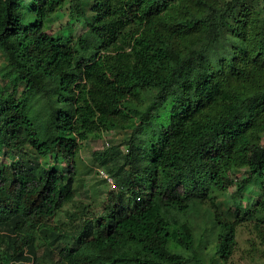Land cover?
<instances>
[{
    "label": "trees",
    "instance_id": "obj_1",
    "mask_svg": "<svg viewBox=\"0 0 264 264\" xmlns=\"http://www.w3.org/2000/svg\"><path fill=\"white\" fill-rule=\"evenodd\" d=\"M64 2L0 0V264L226 261L264 227V0H69L66 39ZM110 130L102 209L60 220Z\"/></svg>",
    "mask_w": 264,
    "mask_h": 264
},
{
    "label": "rangeland",
    "instance_id": "obj_2",
    "mask_svg": "<svg viewBox=\"0 0 264 264\" xmlns=\"http://www.w3.org/2000/svg\"><path fill=\"white\" fill-rule=\"evenodd\" d=\"M68 1L69 0H65L64 6L59 8L52 15L53 26L47 30L49 32H56L55 34L60 35L63 39L68 38L70 35L67 34L68 26L73 28L72 33L80 31L83 27V23H81V21L77 22L69 20L72 18L73 12L70 11ZM1 61L2 59L0 57V62ZM4 79L7 80V78ZM4 79L0 80V84L4 83ZM128 135V132L123 130H110L104 131L98 138L94 139L91 137L84 138L82 140L80 148L75 154L78 168L76 177L81 180L80 182H75L77 189L73 202L76 204L71 203L64 206L62 210L59 211L57 218L64 220V222L69 221L67 213L75 210L78 205H80V208L88 205V208L91 211L102 209L101 203L106 198L109 186L101 180V173L102 171H106V169L104 165L95 159L94 153L96 151L102 152L108 149L103 147L105 142L103 141L104 139H108L111 142V145L116 146ZM126 146L127 144L125 143L119 147L121 150L119 156L117 157L119 161H122V154L126 151ZM0 162L5 165V167L9 162V158L2 153V148H0ZM237 175H241V172ZM246 196L247 194L242 195V201L246 199ZM262 234H264V227H256L253 221L239 225L236 229V243L234 251L230 257L221 264H264V245L262 244ZM209 248L211 247L209 246ZM209 248L207 250H209ZM40 251L42 250L40 249ZM206 253L208 254V252ZM209 258L210 256L207 255L205 261L209 262Z\"/></svg>",
    "mask_w": 264,
    "mask_h": 264
},
{
    "label": "built area",
    "instance_id": "obj_3",
    "mask_svg": "<svg viewBox=\"0 0 264 264\" xmlns=\"http://www.w3.org/2000/svg\"><path fill=\"white\" fill-rule=\"evenodd\" d=\"M103 177H106L107 179V183L111 186H113V181H112V178L106 173V172H102L101 173Z\"/></svg>",
    "mask_w": 264,
    "mask_h": 264
},
{
    "label": "clouds",
    "instance_id": "obj_4",
    "mask_svg": "<svg viewBox=\"0 0 264 264\" xmlns=\"http://www.w3.org/2000/svg\"><path fill=\"white\" fill-rule=\"evenodd\" d=\"M103 172V171H102ZM107 173V172H106ZM102 175V174H101Z\"/></svg>",
    "mask_w": 264,
    "mask_h": 264
}]
</instances>
